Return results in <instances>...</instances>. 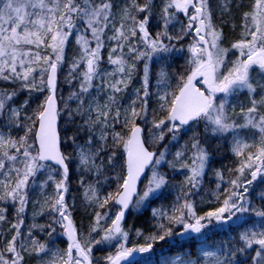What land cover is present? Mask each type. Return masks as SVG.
Returning <instances> with one entry per match:
<instances>
[{
	"label": "snow or ice",
	"instance_id": "snow-or-ice-1",
	"mask_svg": "<svg viewBox=\"0 0 264 264\" xmlns=\"http://www.w3.org/2000/svg\"><path fill=\"white\" fill-rule=\"evenodd\" d=\"M159 242L264 264V0H0V264Z\"/></svg>",
	"mask_w": 264,
	"mask_h": 264
},
{
	"label": "trees",
	"instance_id": "trees-1",
	"mask_svg": "<svg viewBox=\"0 0 264 264\" xmlns=\"http://www.w3.org/2000/svg\"><path fill=\"white\" fill-rule=\"evenodd\" d=\"M156 206V205H153ZM150 210H145L143 213H136L134 215L128 216V223L135 224L136 228L143 231L144 236L148 235V224L150 223ZM145 241L143 236L137 237L133 231L130 234V239L127 243L128 247L137 246L143 244ZM188 246L186 245L185 248ZM157 259L161 262L167 258H172L173 256L179 254L183 249L178 246H170L164 242H159L155 245Z\"/></svg>",
	"mask_w": 264,
	"mask_h": 264
},
{
	"label": "rangeland",
	"instance_id": "rangeland-1",
	"mask_svg": "<svg viewBox=\"0 0 264 264\" xmlns=\"http://www.w3.org/2000/svg\"><path fill=\"white\" fill-rule=\"evenodd\" d=\"M174 257V256H173Z\"/></svg>",
	"mask_w": 264,
	"mask_h": 264
}]
</instances>
